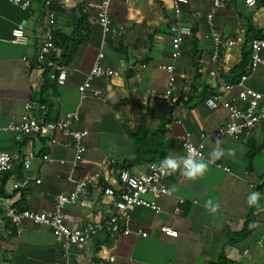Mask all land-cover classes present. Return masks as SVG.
<instances>
[{
	"label": "crops",
	"instance_id": "0c3cea01",
	"mask_svg": "<svg viewBox=\"0 0 264 264\" xmlns=\"http://www.w3.org/2000/svg\"><path fill=\"white\" fill-rule=\"evenodd\" d=\"M215 1L219 2L218 7ZM53 8L55 19L51 21L39 0L32 1L27 10L0 0V152L34 150L53 159L49 163L33 160L27 174L41 183L27 190L12 187L23 174L19 164L1 177L2 197L7 204L18 209L53 210L55 194L74 187L67 178L70 174L79 179L101 171L102 183L114 187V165L134 160L131 133L139 127H164L165 139L174 142L168 154L184 155L185 135L196 142L205 133L210 136L205 139L201 159L208 160L218 146L225 155L209 163L207 172L196 180L186 178L182 171L166 180L171 194L156 201L162 212L156 214L149 208L136 207L131 213L130 234L102 233L89 243L71 246L67 254L58 247L48 226L26 222L19 232L0 211V264H109L110 257H114L112 264H211L221 253L234 264H264V120L246 143L229 136L217 138L212 133L227 122L228 111L205 104V99L213 94L236 95L238 88L225 91L222 84H235L242 71L249 70L250 41L254 35H264V2L255 0L249 6L245 0H189L181 5V23L190 26L192 32L181 45V56L173 60L169 33L174 21L173 0H113V20L124 30L105 38L102 62L119 75L93 80V86L103 93L102 99L81 98L78 91L104 39L96 21L97 3L54 0ZM212 8L216 11V30L223 39H234L233 47L215 48L205 18ZM79 18H83L86 39L67 65L71 73L64 85L49 81L43 90V65H50L48 57L39 60L45 32L52 27L70 35ZM19 26L24 29V40L15 43L12 32ZM51 53L57 56L56 51ZM170 62L176 67V88L167 97L168 73L161 66ZM245 85L264 93V65ZM28 101L50 106L53 118L79 113L78 127L86 128L89 134L83 159L73 171L70 172L72 148L50 146L44 137L16 139L14 133L6 130L10 121H19L26 114ZM252 152L255 154L249 160ZM106 157L112 160L109 165L103 162ZM127 170L143 174L147 164H134ZM253 191L261 195L256 205L249 206L246 198ZM208 200L218 205L215 213L205 207ZM63 211L71 227H82L86 221L109 217L112 198L98 187L90 191L85 202L67 204ZM249 213L252 232L232 243L231 234L243 228ZM161 225L176 230L177 236L159 232Z\"/></svg>",
	"mask_w": 264,
	"mask_h": 264
},
{
	"label": "built area",
	"instance_id": "2783aa9c",
	"mask_svg": "<svg viewBox=\"0 0 264 264\" xmlns=\"http://www.w3.org/2000/svg\"><path fill=\"white\" fill-rule=\"evenodd\" d=\"M13 5L23 10L29 9L32 1L35 0H7ZM44 12L51 21L55 19V11L53 8L54 0H39ZM97 3L96 21L100 25L103 33V41L97 52L96 60L87 74L85 80L78 86L81 98L96 97L103 98L100 89L95 88L92 84L94 79H107L119 75V72L109 65L102 62L104 59L103 47L107 36H116L124 27L115 23L111 14V5L113 0H93ZM174 2V21L169 27L171 35V48L173 60L181 56V45L185 38L191 35V27L181 23V5L188 4L189 0H173ZM249 6L255 4V0H245ZM220 4L215 1V7ZM215 8L205 14L207 23L210 26V34L215 44V48L233 47L236 44L234 39H223L216 30L213 17ZM199 14V13H198ZM53 31L48 28L45 32V41L41 47L39 60L51 51H56L53 45ZM12 41L21 43L24 40V29L19 26L12 32ZM251 62L249 70L242 74L235 84L223 83L222 87L225 91H232L234 87L238 88L236 95L223 97L213 94L205 99V104L215 109L219 106L224 107L228 111L227 122L220 126L212 136L217 138L234 137L246 143L254 129L264 120V93L255 91L245 85V82L251 77L259 66L264 65V35L260 38H254L250 41ZM52 71L49 74L50 79L57 85H64L68 75L71 73L67 65L50 64ZM168 73L165 95L170 97L175 90V64L170 62L161 66ZM26 114L19 120L10 121L6 130L14 133L15 138L21 136L44 137L50 146H63L73 149L71 160V171L76 168L83 159L85 152V138L89 131L86 128H79L80 115L78 112H68L55 118L48 115L49 108L41 102L28 101L25 104ZM37 112L32 115L31 113ZM210 136L201 133L199 139L193 142L190 135L186 134L183 138L182 147L186 154L185 148L190 145L199 158L204 157L205 139ZM39 159L43 162H53L49 154L39 155L34 150L25 152H0V178L8 174L16 164L22 169V175L16 179L12 185L15 190H27L30 187L41 183L40 179H31L27 171L30 169L33 160ZM63 163L64 160H60ZM105 164L112 163L108 157L104 158ZM160 163L150 162L147 164V170L143 174H132L128 170H122L116 176V184L114 188H104V195L112 198V214L103 220H89L82 227H71L67 216L63 209L67 204H82L88 199L91 190L99 186L102 178V172L97 171L86 177L73 179L71 174L67 175L70 181L74 182V187L69 192H60L54 196V209L32 210L29 208L18 209L5 202L2 197V187L0 186V211H4L9 222L20 232L23 223L30 222L34 225L48 226L55 238V242L64 254L68 253L71 246H81L92 241L98 235L108 231L111 235H128L131 233V213L136 207H145L153 210L156 214L162 212L161 207L157 204V199L162 195H170L171 191L166 185V180L172 178L177 172L166 175L160 168ZM225 170L229 171L227 167ZM159 232L167 236L176 237L177 231L161 225ZM138 233L146 236L147 234L141 230ZM108 263L114 262V257L108 258ZM53 264H65L55 262Z\"/></svg>",
	"mask_w": 264,
	"mask_h": 264
},
{
	"label": "trees",
	"instance_id": "16d2710c",
	"mask_svg": "<svg viewBox=\"0 0 264 264\" xmlns=\"http://www.w3.org/2000/svg\"><path fill=\"white\" fill-rule=\"evenodd\" d=\"M260 1L264 2V0H260ZM82 23H83V18H79L70 35H66L57 30L53 31V45L56 49L57 56L54 53H51V55L48 54L44 55L45 57H48L49 59L48 61H50V64L55 63L57 65H68L73 60L79 45L86 39V33L83 30ZM254 38H260V36L254 35L252 39ZM249 55L251 60V50H249ZM43 67H44L43 70L44 85L42 86V89L44 90L46 89L47 82L52 81L49 77V74L52 71V67L47 62L43 65ZM243 72L244 71H242V74L245 73ZM48 108H49L48 115L50 116V118H53L50 115L51 112L50 106H48ZM165 134H166V129L164 127L158 129H148L144 127H139L136 132L131 133L135 158L130 162H127L125 160L116 163L113 168L116 176L120 171L127 170L128 167L134 164H142V163L148 164L150 162L160 163L163 160V158L166 155H168V152L174 145V142H172L170 139H165ZM254 154L255 152L249 154V160H252ZM99 186L103 191L105 187L114 188V187H109L106 184H103L102 179L100 180ZM261 186L262 185H260L259 187ZM250 213L247 216L243 228L231 234L230 241L232 243L238 242L242 238L247 237L252 232L253 225L251 224L252 218H250ZM104 234L108 235L109 233L108 231H106L104 232ZM211 264H234V263L229 259H227L223 253H221L218 259Z\"/></svg>",
	"mask_w": 264,
	"mask_h": 264
},
{
	"label": "clouds",
	"instance_id": "9594fccd",
	"mask_svg": "<svg viewBox=\"0 0 264 264\" xmlns=\"http://www.w3.org/2000/svg\"><path fill=\"white\" fill-rule=\"evenodd\" d=\"M219 143L218 139L217 144L219 145ZM185 151L186 154L184 155L172 152L163 158L159 166L166 175H171L179 170L182 171L186 178L196 180L207 172L209 163H215L225 155L224 149L219 146L209 154L208 160L199 158L196 151L190 145L186 146ZM260 195L257 191L250 192L246 198L248 205H256ZM205 207L210 212L215 213L218 205L214 204L212 200H208L205 202Z\"/></svg>",
	"mask_w": 264,
	"mask_h": 264
}]
</instances>
